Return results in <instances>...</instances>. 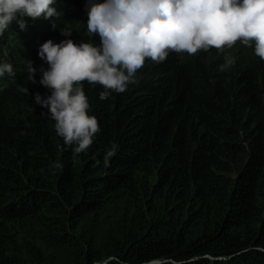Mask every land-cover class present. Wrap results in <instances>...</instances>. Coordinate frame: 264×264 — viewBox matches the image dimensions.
I'll return each mask as SVG.
<instances>
[{
	"label": "trees",
	"instance_id": "16d2710c",
	"mask_svg": "<svg viewBox=\"0 0 264 264\" xmlns=\"http://www.w3.org/2000/svg\"><path fill=\"white\" fill-rule=\"evenodd\" d=\"M86 3L56 0L51 19L18 15L0 34V62L15 73L0 77V264H264V60L254 44L146 58L135 83L106 100L83 82L100 131L74 165L34 103L51 90L26 65L47 69L38 49L48 39L100 43ZM225 54L234 64L221 71Z\"/></svg>",
	"mask_w": 264,
	"mask_h": 264
},
{
	"label": "clouds",
	"instance_id": "9594fccd",
	"mask_svg": "<svg viewBox=\"0 0 264 264\" xmlns=\"http://www.w3.org/2000/svg\"><path fill=\"white\" fill-rule=\"evenodd\" d=\"M56 0H0V34L20 17L51 19L57 15L52 5ZM87 32L98 35L100 43L72 39L54 43L46 40L39 46L38 56L46 61L47 69L27 62L29 79L51 90L43 97L35 94L34 103L46 108L55 121V130L73 152V164L78 154L86 152L100 131L98 119L89 115L90 104L83 82L104 88L99 99L106 100L112 92L123 93L145 59L155 63L166 60L169 51L196 54L215 48L224 52L237 41L254 44L255 55L264 60V0H87ZM24 29L23 19L17 20ZM65 29L61 34L71 36ZM219 66L225 71L234 59L225 54ZM13 76L10 63L0 62V77ZM28 94V88L21 87ZM112 144L103 157L104 167L116 154ZM99 160L94 164L98 166Z\"/></svg>",
	"mask_w": 264,
	"mask_h": 264
},
{
	"label": "rangeland",
	"instance_id": "374dc122",
	"mask_svg": "<svg viewBox=\"0 0 264 264\" xmlns=\"http://www.w3.org/2000/svg\"><path fill=\"white\" fill-rule=\"evenodd\" d=\"M48 67V66H47Z\"/></svg>",
	"mask_w": 264,
	"mask_h": 264
}]
</instances>
